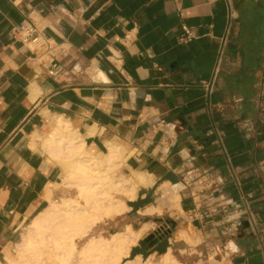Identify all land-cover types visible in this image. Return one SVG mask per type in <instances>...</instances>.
Listing matches in <instances>:
<instances>
[{"label":"crops","instance_id":"obj_1","mask_svg":"<svg viewBox=\"0 0 264 264\" xmlns=\"http://www.w3.org/2000/svg\"><path fill=\"white\" fill-rule=\"evenodd\" d=\"M61 117L93 154L120 146L123 176L153 177L111 226L150 224L134 257L264 264V0H0L1 263L61 181L43 145ZM246 205L253 222L238 217Z\"/></svg>","mask_w":264,"mask_h":264},{"label":"bare ground","instance_id":"obj_2","mask_svg":"<svg viewBox=\"0 0 264 264\" xmlns=\"http://www.w3.org/2000/svg\"><path fill=\"white\" fill-rule=\"evenodd\" d=\"M84 137L61 117L50 135L43 138L44 147L66 165L61 181L49 183L46 195L51 197L54 189L63 186L74 188L77 194L58 203L52 200L50 207L39 212L29 225L35 233L24 234L18 244L19 258H10V264H187L172 248L160 255V261L156 253L144 259L140 255L130 257L132 247L150 224L140 230L128 225L109 237L99 229L109 219L121 216L128 209L124 197L134 198L139 186L152 183L153 177L137 170L130 177L123 176L121 147L109 141L108 151L96 155L87 149ZM168 186L172 190L167 194L169 200L178 205L182 185ZM149 210L161 212L162 208ZM178 236L190 238L184 230ZM211 259L219 262L215 256Z\"/></svg>","mask_w":264,"mask_h":264},{"label":"rangeland","instance_id":"obj_3","mask_svg":"<svg viewBox=\"0 0 264 264\" xmlns=\"http://www.w3.org/2000/svg\"><path fill=\"white\" fill-rule=\"evenodd\" d=\"M53 156V155H52ZM56 160H58V161H60V162H62L61 164L62 165H64V167L63 168H65L66 167V165L64 164V162L61 160V159H59V158H56L55 156H53ZM52 157V158H53ZM53 158V159H54ZM63 172H64V170H63ZM120 173H123V170H122V168H121V171H120ZM47 194H48V192H47ZM76 194H77V191L76 190H74V188H64V186L63 187H60V188H56V189H54L53 190V192L51 193V197H48L47 195L45 196L49 201L47 202V205H46V207L44 208V209H46L47 207H50L51 205H52V200H54V201H57V203L59 202V201H61L62 200V198L63 197H74V196H76ZM34 219V218H33ZM33 221V220H32ZM31 221V222H32ZM31 222L29 223V224H26L24 227H23V229L21 230V235H20V238H19V240H18V242H20L21 240H22V238H23V236H24V234H29V233H32L31 235H33L35 232H34V229H32V228H30V224H31ZM116 224H120L119 226H122L121 225V222H120V216H117V217H115V219L114 218H111V219H109L107 222H104L100 227H99V229L100 230H104L105 231V235L107 236V237H109V236H111L114 232H111V226L112 227H114ZM34 232V233H33ZM18 242L17 243H15L14 244V247H13V253H12V255L13 256H16L17 257V259L19 258L18 257V251H17V244H18ZM160 252H159V254H157V256H158V261H160V255L162 254V249H160L159 250ZM175 255H176V257L181 261V262H184V263H187V264H189V260L187 259V258H184V257H182V256H179L177 253H175ZM221 256H220V254H218V255H216V258L218 259V258H220ZM146 258V257H145ZM10 258L8 257V259L4 262L5 264H10Z\"/></svg>","mask_w":264,"mask_h":264},{"label":"built area","instance_id":"obj_4","mask_svg":"<svg viewBox=\"0 0 264 264\" xmlns=\"http://www.w3.org/2000/svg\"><path fill=\"white\" fill-rule=\"evenodd\" d=\"M229 29L230 27L228 28V32H229ZM183 30H184V34H183V39H186V40H191L195 37V34H194V30L192 27H189L187 25H183ZM30 34H31V29H26V32H25V39H28L30 37ZM31 42H34V44L36 46H41V45H44V41L42 38H39V36H36V37H33L31 38ZM224 43H225V40H224ZM223 48H221V52H220V56H219V60H218V68L217 69H220V66L222 64V61H223ZM53 65L54 66H57V63L55 61H53ZM238 217H245L249 220V222H253L254 221V213L252 212V210H250V208L246 205V206H243V207H240L239 209V213H238Z\"/></svg>","mask_w":264,"mask_h":264},{"label":"water","instance_id":"obj_5","mask_svg":"<svg viewBox=\"0 0 264 264\" xmlns=\"http://www.w3.org/2000/svg\"><path fill=\"white\" fill-rule=\"evenodd\" d=\"M164 218L160 217L157 220L158 221H163ZM168 221L173 222L172 219H169ZM245 225L249 226V222L245 221ZM165 227V226H161L158 230H155L154 232H152L151 234H149L146 238L145 241H148L150 243V246L155 245L156 243H158L163 237H165L170 230H165L164 232H162V234L158 235V233L161 231V229Z\"/></svg>","mask_w":264,"mask_h":264},{"label":"trees","instance_id":"obj_6","mask_svg":"<svg viewBox=\"0 0 264 264\" xmlns=\"http://www.w3.org/2000/svg\"><path fill=\"white\" fill-rule=\"evenodd\" d=\"M142 243L146 244L147 242H146L145 240H142ZM166 249H167V248H163L161 252H162V253L165 252ZM136 253H137V250H136L135 247H133L131 256L134 257V256L136 255ZM150 253H151V252H147V253L145 254V257H148V256L150 255Z\"/></svg>","mask_w":264,"mask_h":264},{"label":"flooded vegetation","instance_id":"obj_7","mask_svg":"<svg viewBox=\"0 0 264 264\" xmlns=\"http://www.w3.org/2000/svg\"><path fill=\"white\" fill-rule=\"evenodd\" d=\"M166 229H167L166 227H163V228L161 229V231L158 233V235L162 234V232H164Z\"/></svg>","mask_w":264,"mask_h":264}]
</instances>
